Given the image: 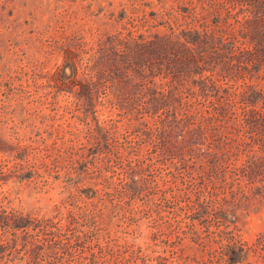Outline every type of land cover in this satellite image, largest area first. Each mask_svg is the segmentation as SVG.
<instances>
[{
    "label": "trees",
    "instance_id": "1",
    "mask_svg": "<svg viewBox=\"0 0 264 264\" xmlns=\"http://www.w3.org/2000/svg\"><path fill=\"white\" fill-rule=\"evenodd\" d=\"M145 14L138 21H125V10L116 16L114 30L96 40L94 73L77 89L65 88L75 94L65 105L90 117L75 133L86 140L49 148L78 183L90 172L82 192L88 203L43 216L17 206L13 195L34 168L6 127L11 93L0 98V252L22 247L28 264H140L112 246L109 260L86 248L98 247L100 224H110L106 197L132 213L145 190L160 196L174 215L169 224L182 233L205 241L199 225L206 228L218 246L212 264H247L251 249L264 250V235L246 244L239 227L243 212L264 207V0H197ZM69 147L83 152L66 156ZM17 258L9 264H24ZM193 261L187 264H211Z\"/></svg>",
    "mask_w": 264,
    "mask_h": 264
},
{
    "label": "rangeland",
    "instance_id": "2",
    "mask_svg": "<svg viewBox=\"0 0 264 264\" xmlns=\"http://www.w3.org/2000/svg\"><path fill=\"white\" fill-rule=\"evenodd\" d=\"M195 2L197 0H0V98L11 93L8 103H12L10 109L14 111L6 127L14 132L15 140L24 145V163L34 168L33 177L25 180L20 193L13 195L17 206L35 216H43L58 206L66 210L74 204L88 203L82 192L89 191L86 185L91 180L90 172H84L83 181L78 183V179L68 174V167L55 162L56 150L49 148L64 140L79 147L80 142L86 140L83 132L79 137L75 133L79 128H86L90 117L80 116L77 107L65 105L73 98L71 94L75 95L73 91L67 94L65 88L77 89L85 82L84 78L94 73L96 40L114 30L113 22L123 10L126 11L125 21L133 17L138 21L146 17L148 10ZM61 135L63 137H59ZM74 151L76 148L69 147L63 153L68 156ZM81 152L83 148L74 154ZM150 172H146V178L153 177ZM69 184L76 186L70 189ZM10 188L11 185H5L3 190L9 192ZM70 193L75 198L72 199ZM101 197L102 193H98L94 202ZM159 197L150 195L149 190L143 191L137 196L132 213L115 210L111 205L118 203L119 198L106 197L109 202L103 214L110 224L102 221L101 244L97 247L89 243L87 253L96 251L99 257L109 260L115 258L109 254V246H112L121 259L139 257L140 264H187L194 262V255L211 264L216 262L219 252L215 254L213 250L218 246H211L206 228L199 225L207 237L205 241L174 228L169 224L174 215L164 210ZM239 227L246 244L256 242L264 235V207L258 212H243ZM260 247L250 250L247 264H264V250ZM0 255L2 264L11 263L14 256L20 257L15 260L18 263L28 264L22 247L7 248Z\"/></svg>",
    "mask_w": 264,
    "mask_h": 264
}]
</instances>
